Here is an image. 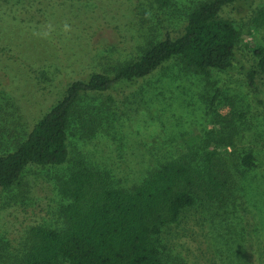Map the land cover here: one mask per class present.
Wrapping results in <instances>:
<instances>
[{
	"label": "rangeland",
	"instance_id": "rangeland-1",
	"mask_svg": "<svg viewBox=\"0 0 264 264\" xmlns=\"http://www.w3.org/2000/svg\"><path fill=\"white\" fill-rule=\"evenodd\" d=\"M36 1L0 0V154L17 148L73 81L112 74L146 42L179 35L202 0ZM221 16L240 28L234 68L206 76L172 59L144 78L81 95L68 129V160L30 164L11 187L0 186V264L23 257L33 227L65 226L61 208L68 201L58 180L79 160L112 186L131 189L171 160L202 168L212 150L221 153L232 188L218 201L198 199L163 229L162 259L264 264V74L253 50L264 46V0H236ZM65 23L80 28L64 32ZM248 152L257 159L253 168L240 164Z\"/></svg>",
	"mask_w": 264,
	"mask_h": 264
},
{
	"label": "trees",
	"instance_id": "trees-1",
	"mask_svg": "<svg viewBox=\"0 0 264 264\" xmlns=\"http://www.w3.org/2000/svg\"><path fill=\"white\" fill-rule=\"evenodd\" d=\"M158 1L167 4L169 0ZM235 1H199L188 12L179 35L168 32L164 38L146 42L112 74L98 71L87 80L73 81L17 148L0 154V186L11 187L30 164L62 165L68 160V129L82 94L144 78L172 59L184 71L206 76L212 70L234 68L241 32L238 24L222 17L221 12ZM69 25L74 30L80 28L76 23ZM253 50L264 74V46L255 45ZM254 75L255 71L249 73L252 82ZM225 143L226 148L232 144ZM220 154L207 152L202 168L185 158L168 161L150 169L131 189L112 186L101 171L79 160L58 180L59 191L68 201L61 208L65 226L33 227L23 257L11 264H166L162 259L166 249L163 229L178 223L184 210L196 205L198 199L218 201L232 188L231 174ZM240 164L253 168L257 159L248 152L240 157Z\"/></svg>",
	"mask_w": 264,
	"mask_h": 264
},
{
	"label": "clouds",
	"instance_id": "clouds-1",
	"mask_svg": "<svg viewBox=\"0 0 264 264\" xmlns=\"http://www.w3.org/2000/svg\"><path fill=\"white\" fill-rule=\"evenodd\" d=\"M62 30H63L64 32H70V31H71V26H70L69 24L65 23V24L63 25V27H62ZM45 35H47V33H45Z\"/></svg>",
	"mask_w": 264,
	"mask_h": 264
}]
</instances>
